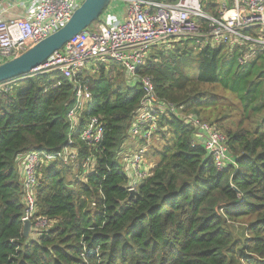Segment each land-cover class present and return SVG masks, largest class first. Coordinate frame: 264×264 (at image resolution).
Returning a JSON list of instances; mask_svg holds the SVG:
<instances>
[{
    "label": "trees",
    "instance_id": "obj_1",
    "mask_svg": "<svg viewBox=\"0 0 264 264\" xmlns=\"http://www.w3.org/2000/svg\"><path fill=\"white\" fill-rule=\"evenodd\" d=\"M181 39L153 48L138 71L179 113H159L149 144L127 142L139 84L115 61L83 71L94 104L81 116L100 118L102 140L90 148L73 134L76 167H42L36 215L51 225L27 238L17 157L68 144L73 82L49 72L0 89V264H264V48L240 64L245 46ZM186 115L224 135L233 163L215 167ZM139 153L152 164L128 198L124 156Z\"/></svg>",
    "mask_w": 264,
    "mask_h": 264
},
{
    "label": "built area",
    "instance_id": "obj_2",
    "mask_svg": "<svg viewBox=\"0 0 264 264\" xmlns=\"http://www.w3.org/2000/svg\"><path fill=\"white\" fill-rule=\"evenodd\" d=\"M84 0H31L22 15L4 18L7 9H0V63L18 56L27 48L60 28ZM125 3L122 18L108 9L101 18L85 32L77 35L62 48L53 52L44 63L23 75V78L42 73L59 72L73 82L75 103L67 113L70 126L68 144L55 153L32 150L17 157L23 187L24 215L22 221L31 222V231L47 230L51 220L36 215V190L42 167L55 160L76 167L79 148L74 145L73 134H78L82 143L93 148L102 140L103 123L97 116L82 118L81 112L93 102L88 79L83 71L97 65L115 61L121 65L125 78L139 84L143 91L136 114L128 129L134 138L147 139L157 129L159 113L179 114L175 104L161 100L156 94L149 75H140L153 48L171 39L193 38L202 44L230 46L239 43L240 64L247 63L253 54L251 46L264 48V0H121ZM13 7V6H11ZM261 29L263 35L246 31ZM234 45L232 48H234ZM231 49V48H230ZM7 80L0 82L8 88ZM187 122L195 126L196 138H202L204 149L212 158L215 167L222 170L233 158L227 153L224 135L202 123L198 118L186 115ZM145 149L143 146L140 153ZM124 156L129 172L128 190L147 176L150 162L141 154ZM140 165L146 173L138 172ZM87 171L95 166L89 155L84 161ZM85 172V173H86ZM149 172V171H148Z\"/></svg>",
    "mask_w": 264,
    "mask_h": 264
},
{
    "label": "water",
    "instance_id": "obj_3",
    "mask_svg": "<svg viewBox=\"0 0 264 264\" xmlns=\"http://www.w3.org/2000/svg\"><path fill=\"white\" fill-rule=\"evenodd\" d=\"M111 4L112 0H84L74 10L68 21L56 31L27 48L18 56L1 62L0 82L24 75L44 63L53 52L62 48L67 42L97 22ZM134 194L135 191L130 190L128 198ZM30 231L31 222L26 220L22 229L25 238L29 236Z\"/></svg>",
    "mask_w": 264,
    "mask_h": 264
},
{
    "label": "rangeland",
    "instance_id": "obj_4",
    "mask_svg": "<svg viewBox=\"0 0 264 264\" xmlns=\"http://www.w3.org/2000/svg\"><path fill=\"white\" fill-rule=\"evenodd\" d=\"M113 1V0H112ZM115 2H113V6L114 7H117V9H115V10H122L123 8H124V5H125V3L124 2H122L121 0L120 1H118V0H114ZM110 7V6H109ZM115 15V14H114ZM115 16H117V15H115ZM246 32H248V33H251V34H253V35H263V31L261 30V29H251L250 31H246ZM184 38H182L181 40H183ZM178 41H180V39H171V40H169V41H167V42H165V43H163V44H161L160 46H158L157 48H164V47H166V46H168V47H171L172 46V42H178ZM172 43V44H171ZM238 44L239 43H235L234 45H236V46H238ZM234 45H232V46H230V48L232 49V47L234 46ZM215 46V45H214ZM225 46V45H224ZM173 47V46H172ZM167 48V47H166ZM229 48V50H231ZM257 48V45H255V46H251L250 47V49H253V52L255 51V49ZM225 49V48H224ZM124 78H125V76H124ZM24 78H23V76L22 77H19V78H17V79H14V81H10V82H8L7 83V87L8 88H3L4 90H9V88H11L13 85H16V83L17 84H23L24 82L22 81ZM126 79V81L128 82V83H130L131 81H130V79H128L127 77L125 78ZM131 85H133V83H130ZM152 137H153V133H152V135L147 139V142H150L151 141V139H152ZM140 139V137L139 138H134L132 135L131 136H129L128 137V140H127V142H131L132 143V145L134 146V145H139V140ZM157 139H158V137L157 138H154V140H153V143L154 144H156L157 143ZM150 156L151 157H154L153 156V154L151 155V153H150ZM150 158V157H149ZM150 162V161H149ZM151 163V162H150ZM152 164V163H151ZM136 168H137V170H138V172H140V173H146L145 172V170H142L141 169V167H140V165H136ZM87 171V168H85V172ZM148 171H149V169H147V173H148ZM75 172V171H74ZM239 233H240V230L238 229L237 230ZM30 236V235H29Z\"/></svg>",
    "mask_w": 264,
    "mask_h": 264
},
{
    "label": "crops",
    "instance_id": "obj_5",
    "mask_svg": "<svg viewBox=\"0 0 264 264\" xmlns=\"http://www.w3.org/2000/svg\"><path fill=\"white\" fill-rule=\"evenodd\" d=\"M31 0H0V9H7V13H3V17L4 18H8V17H14V16H18V15H22L25 11V8L27 7L28 3ZM120 1V0H118ZM115 2L114 0L112 1ZM110 5V9L112 10V12L118 16V18H122L124 16L123 14V9L122 10H115L117 9V7H114L113 5ZM13 6V7H11ZM31 235H35L34 233H32V231H30V236Z\"/></svg>",
    "mask_w": 264,
    "mask_h": 264
},
{
    "label": "clouds",
    "instance_id": "obj_6",
    "mask_svg": "<svg viewBox=\"0 0 264 264\" xmlns=\"http://www.w3.org/2000/svg\"><path fill=\"white\" fill-rule=\"evenodd\" d=\"M30 235V234H29Z\"/></svg>",
    "mask_w": 264,
    "mask_h": 264
}]
</instances>
